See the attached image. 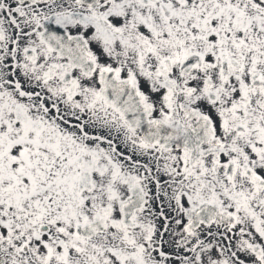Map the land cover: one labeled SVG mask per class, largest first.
<instances>
[{"label":"snow or ice","instance_id":"snow-or-ice-1","mask_svg":"<svg viewBox=\"0 0 264 264\" xmlns=\"http://www.w3.org/2000/svg\"><path fill=\"white\" fill-rule=\"evenodd\" d=\"M0 264H264V0H0Z\"/></svg>","mask_w":264,"mask_h":264}]
</instances>
